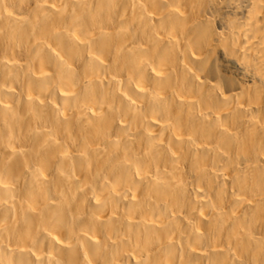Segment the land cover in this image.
<instances>
[{
  "label": "bare ground",
  "instance_id": "1",
  "mask_svg": "<svg viewBox=\"0 0 264 264\" xmlns=\"http://www.w3.org/2000/svg\"><path fill=\"white\" fill-rule=\"evenodd\" d=\"M0 264H264V0H0Z\"/></svg>",
  "mask_w": 264,
  "mask_h": 264
}]
</instances>
